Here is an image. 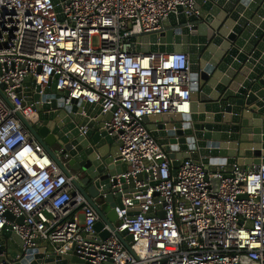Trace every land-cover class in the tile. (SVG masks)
Here are the masks:
<instances>
[{
  "label": "built area",
  "instance_id": "obj_1",
  "mask_svg": "<svg viewBox=\"0 0 264 264\" xmlns=\"http://www.w3.org/2000/svg\"><path fill=\"white\" fill-rule=\"evenodd\" d=\"M177 7L199 15L192 0H0V236L10 233L0 264H45L47 252L75 256L68 264H264V164L181 159L172 176L143 122L191 111L188 56L136 50ZM26 79L31 95L54 83L59 106L110 114L102 129L127 166L109 179L120 195L112 229L94 230L100 218L75 188L78 174L25 127L44 103L25 101ZM117 235L131 236L129 249Z\"/></svg>",
  "mask_w": 264,
  "mask_h": 264
},
{
  "label": "water",
  "instance_id": "obj_2",
  "mask_svg": "<svg viewBox=\"0 0 264 264\" xmlns=\"http://www.w3.org/2000/svg\"><path fill=\"white\" fill-rule=\"evenodd\" d=\"M192 1L199 15H184L182 7H177L161 33L141 37V45L136 47L143 53L182 52L188 56L193 81L190 114L148 117L143 122L168 152L172 176L181 159L203 165L264 164V0ZM25 86L27 103L44 102L25 127L66 175L69 171L78 174L79 181L73 184L100 218L94 230L98 233L103 223L112 229L116 220L113 208L119 206L120 195H111L109 179L125 173L127 166L120 162L115 144L102 129L110 114L101 115L98 106L74 101L59 106L56 98L61 93L55 91L54 83L41 96L31 95L33 80L26 79ZM79 127H86L84 135ZM52 145L59 148L66 168L55 157ZM95 197L109 206L107 213L97 208ZM9 236L3 230L0 245L1 238ZM99 236L104 240L108 234ZM117 236L129 249L131 236L125 240ZM2 250L0 246V253ZM47 255L45 264L77 260L72 255Z\"/></svg>",
  "mask_w": 264,
  "mask_h": 264
},
{
  "label": "rangeland",
  "instance_id": "obj_3",
  "mask_svg": "<svg viewBox=\"0 0 264 264\" xmlns=\"http://www.w3.org/2000/svg\"><path fill=\"white\" fill-rule=\"evenodd\" d=\"M96 39H94V43L96 44ZM37 117V113H34L32 115V117L30 118L31 121H33L35 118ZM51 149L53 152H56L59 150V148L57 147V145H52ZM97 204L99 205L101 211L103 213H107L109 211V206L104 202V200L100 199L97 197Z\"/></svg>",
  "mask_w": 264,
  "mask_h": 264
}]
</instances>
